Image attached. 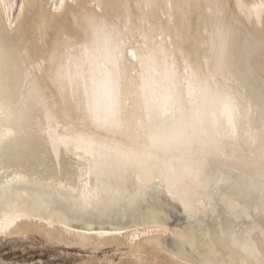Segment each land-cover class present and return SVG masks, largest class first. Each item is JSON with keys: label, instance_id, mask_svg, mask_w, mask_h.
Masks as SVG:
<instances>
[{"label": "bare ground", "instance_id": "bare-ground-1", "mask_svg": "<svg viewBox=\"0 0 264 264\" xmlns=\"http://www.w3.org/2000/svg\"><path fill=\"white\" fill-rule=\"evenodd\" d=\"M32 225L264 264V0H0V234Z\"/></svg>", "mask_w": 264, "mask_h": 264}, {"label": "rangeland", "instance_id": "rangeland-1", "mask_svg": "<svg viewBox=\"0 0 264 264\" xmlns=\"http://www.w3.org/2000/svg\"><path fill=\"white\" fill-rule=\"evenodd\" d=\"M4 2L8 3L12 13H15L19 0H4ZM10 226H13L12 221L7 228ZM32 226L34 230L23 235L6 237L0 234V264H119L120 258L131 257L136 252L127 239L128 234L135 229H125L115 233L122 237L121 245H97L85 237L87 233L94 234L95 231L72 229L75 232L73 235L57 237L38 225ZM112 233L114 232L105 231L103 234ZM48 236L52 237L51 242H45ZM144 255L152 260L151 264H161L159 257L154 253L146 252ZM92 258L95 260L91 261Z\"/></svg>", "mask_w": 264, "mask_h": 264}]
</instances>
